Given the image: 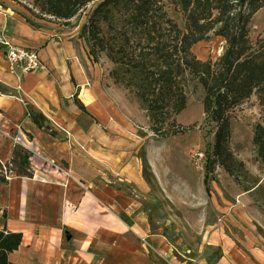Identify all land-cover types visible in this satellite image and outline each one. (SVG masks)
<instances>
[{
	"label": "rangeland",
	"instance_id": "374dc122",
	"mask_svg": "<svg viewBox=\"0 0 264 264\" xmlns=\"http://www.w3.org/2000/svg\"><path fill=\"white\" fill-rule=\"evenodd\" d=\"M33 1L0 0V10L6 17L26 19L36 30L66 33L63 39L73 38L74 48L80 51L81 46L87 53L89 45L82 29L88 26L91 12L99 1L89 4L69 21L42 13ZM236 1V10L244 12L246 3ZM165 10L168 17L183 29L184 16L178 8L166 3ZM103 27L105 30L106 26ZM263 36L264 5L248 24V39L253 49ZM224 50V39L210 34L206 40L193 46L191 52L197 60L214 64ZM80 55L82 58V51ZM91 64L100 73V89L109 94L106 102H99L108 118L107 121L98 119L94 125L93 119L82 115L77 121L78 126L88 128L93 124L111 142L126 147L127 155L132 150L131 163L127 159L130 164H140L143 154L148 160L152 183H146L144 190H140L137 184L126 182L123 174L116 176L110 171L103 172L102 181L106 187L102 193L115 200L118 210H122L120 218L124 221V210L144 214L142 222H138L146 223L148 232L138 238L130 235L133 246L144 244L150 259L158 264H264V165L258 160L252 144L254 126L264 125V96L253 93L230 111V134L224 146L230 157L226 167L212 155L217 125L205 118L204 93L196 80L191 77L184 80L186 107L175 117V126L168 136L159 137L149 130L146 113L133 94L113 84L109 77L113 66L105 53H98L96 64ZM5 74L3 70L0 72V81L3 82ZM21 78L15 80L14 87L0 84V95L16 98L23 107L29 99L23 93L24 79ZM89 112L93 114L92 110ZM23 121L13 127L8 136L6 134L7 144L19 147L21 151L15 159L13 156L1 160L0 182H7L6 173L12 179L15 171L25 169L20 165L25 158V167L32 173L36 171L41 177L67 178L63 165L46 158L34 150V146H27L28 135ZM20 132L25 136L22 137ZM65 136L69 143H74L67 131ZM16 138L18 142L13 141ZM199 152L204 157L201 164H195L193 155ZM34 155H38L45 165L40 168L31 165L30 159ZM208 159L214 161L210 168L206 166ZM46 163H53L59 172L55 173L54 167L47 168ZM140 176L144 180L141 173Z\"/></svg>",
	"mask_w": 264,
	"mask_h": 264
},
{
	"label": "crops",
	"instance_id": "0c3cea01",
	"mask_svg": "<svg viewBox=\"0 0 264 264\" xmlns=\"http://www.w3.org/2000/svg\"><path fill=\"white\" fill-rule=\"evenodd\" d=\"M30 26L26 19L0 13V34L14 45L37 51L41 61L36 73L21 78L28 104L22 107L16 98L0 95V162L19 148L7 144L6 134L24 120L27 146L63 165L67 178L41 177L28 170L29 176H23L19 169L12 179L0 182V232L20 235L19 246L7 255L8 263L158 264L144 244L134 247L131 241L130 235L138 238L148 232L146 223L138 222L144 214L124 210L123 221L115 200L102 193L105 170L123 174L126 182L145 189L140 164H130L132 150L127 155L126 147L111 142L93 124L88 128L77 124L82 115L93 119L94 125L108 118L99 102H106L109 94L99 87L100 73L91 64L96 62L80 46L81 58L73 38L63 39L66 33ZM2 70L6 74L0 84L14 87L16 77L0 46ZM25 106L32 116H27ZM64 131L74 143L67 141Z\"/></svg>",
	"mask_w": 264,
	"mask_h": 264
},
{
	"label": "trees",
	"instance_id": "16d2710c",
	"mask_svg": "<svg viewBox=\"0 0 264 264\" xmlns=\"http://www.w3.org/2000/svg\"><path fill=\"white\" fill-rule=\"evenodd\" d=\"M96 1L99 2L91 12L89 24L82 29L94 62L98 53H105L113 66L109 72L113 84L133 94L146 113L149 130L159 137L168 136L175 126V117L186 107L184 80L186 77L196 80L204 93L205 118L217 125L212 155L227 167L230 157L224 146L230 134V111L253 93L264 96V36L256 49L248 39V24L264 0H242L246 3L244 12L236 10V0L33 2L42 13L69 21ZM166 3L183 14V29L168 17ZM210 34L225 41V50L214 64L197 60L191 52L193 46ZM25 107L27 116H32L31 109ZM252 144L264 165V125L254 126ZM16 149L14 159L20 156V148ZM207 161L208 167L214 163ZM25 162L26 158L20 163L25 168L22 174L29 176ZM140 164L144 181L151 184L144 154ZM19 243L20 235L0 232V264H8L7 254L16 250Z\"/></svg>",
	"mask_w": 264,
	"mask_h": 264
},
{
	"label": "built area",
	"instance_id": "2783aa9c",
	"mask_svg": "<svg viewBox=\"0 0 264 264\" xmlns=\"http://www.w3.org/2000/svg\"><path fill=\"white\" fill-rule=\"evenodd\" d=\"M0 46L4 48L5 60L10 73L15 75L17 80L24 75L36 73L40 69L41 61L37 51L14 45L7 41L2 34H0ZM13 141L18 142V138ZM203 157V153H195L193 155L195 164H201ZM30 162L34 167L40 168L45 165V162H40V157L38 155L36 157L34 155L33 159H30ZM46 167H50V169H53L54 167V172H59V169L54 166L53 163H46ZM5 179L9 180L11 179V176L6 173Z\"/></svg>",
	"mask_w": 264,
	"mask_h": 264
},
{
	"label": "water",
	"instance_id": "95a60500",
	"mask_svg": "<svg viewBox=\"0 0 264 264\" xmlns=\"http://www.w3.org/2000/svg\"><path fill=\"white\" fill-rule=\"evenodd\" d=\"M65 235H66L67 239L69 240L70 239V236L68 235L67 232H65Z\"/></svg>",
	"mask_w": 264,
	"mask_h": 264
}]
</instances>
